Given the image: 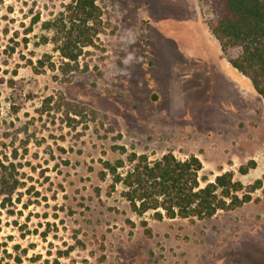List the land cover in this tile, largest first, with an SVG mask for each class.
Returning a JSON list of instances; mask_svg holds the SVG:
<instances>
[{
  "label": "rangeland",
  "instance_id": "1",
  "mask_svg": "<svg viewBox=\"0 0 264 264\" xmlns=\"http://www.w3.org/2000/svg\"><path fill=\"white\" fill-rule=\"evenodd\" d=\"M96 2L102 31L65 72L76 0H0V178L18 181L0 184V264H264V186L211 218L158 220L100 176L171 151L201 159V186L263 177L264 100L210 52L209 0Z\"/></svg>",
  "mask_w": 264,
  "mask_h": 264
},
{
  "label": "trees",
  "instance_id": "2",
  "mask_svg": "<svg viewBox=\"0 0 264 264\" xmlns=\"http://www.w3.org/2000/svg\"><path fill=\"white\" fill-rule=\"evenodd\" d=\"M209 3L212 17L207 23L224 55L251 80L264 99V0H209ZM45 26L49 27V24L45 23ZM101 31L102 11L96 0H76L71 24L58 47L67 60L63 67L65 72L77 68L84 48L94 45ZM120 148V153L127 152L126 147ZM126 159L132 163L126 171L120 170L125 166V159H118L114 164L106 161L105 169L100 171L102 179L108 175L112 178L108 194L121 185V195L133 211L144 214L152 210L158 220L164 217L211 218L218 210L235 209L249 202L251 193L264 186V174L245 185L234 179L232 171L219 174L215 181L201 186L199 174L203 164L195 154L181 159L169 151L150 159L146 153L133 151ZM250 164H242L240 171L247 173L256 162L252 160ZM10 166L15 167L14 163ZM9 175L13 177L11 171ZM17 182L13 184L3 173L0 178L2 192L11 194ZM240 191L244 192L242 197L238 194Z\"/></svg>",
  "mask_w": 264,
  "mask_h": 264
},
{
  "label": "crops",
  "instance_id": "3",
  "mask_svg": "<svg viewBox=\"0 0 264 264\" xmlns=\"http://www.w3.org/2000/svg\"><path fill=\"white\" fill-rule=\"evenodd\" d=\"M194 25V24H193ZM192 25V26H193ZM191 26V27H192ZM201 27V25H198L197 23L195 24V29H198V28H200ZM200 30L202 31L203 29H201L200 28ZM209 33L214 37V40H217L218 41V39L215 37V35L212 33V31L210 30V28H209ZM203 32H204V30H203ZM205 34H206V32H204ZM208 37H210V35H207ZM211 38V37H210ZM219 42V41H218ZM210 44H212V47H211V49L213 48V50H210V52H212L213 54H214V57L216 58V60L218 61V62H220L221 63V65H224V64H227V65H229L230 67H232V68H235L234 66H232V64L228 61L227 63H226V61L223 59V57H222V55H220V53H219V47H218V44H216V43H213V42H211ZM219 45H220V43H219ZM202 50H203V48H204V50H206L207 52H208V50H207V47L205 46V45H201V47H200ZM220 48H221V46H220ZM221 51H222V49H221ZM223 52V51H222ZM228 60V59H227ZM225 69V68H224ZM236 69V68H235ZM237 70V69H236ZM238 71V70H237ZM239 72V71H238ZM228 73V72H227ZM241 73V72H240ZM230 76V75H229ZM231 77V76H230ZM247 77V76H246ZM246 79H244V83H242V82H240V86H239V88L241 89V92H243V93H246V94H249V95H255V94H257V95H259V93L256 91V89L254 88V86H253V84H252V82H251V80L249 79V80H246ZM249 82H251V84L249 83ZM249 83V84H248ZM244 84V85H243ZM246 84V85H245ZM246 86V87H245ZM264 100V99H263Z\"/></svg>",
  "mask_w": 264,
  "mask_h": 264
},
{
  "label": "bare ground",
  "instance_id": "4",
  "mask_svg": "<svg viewBox=\"0 0 264 264\" xmlns=\"http://www.w3.org/2000/svg\"><path fill=\"white\" fill-rule=\"evenodd\" d=\"M202 32H203V30H202ZM205 32V31H204ZM210 47H211V44H210ZM220 47V46H219ZM211 50H213V48L211 49ZM221 50V49H220ZM214 51V50H213ZM221 53H222V51H221ZM224 58V57H223ZM226 58V57H225ZM216 59V58H215ZM226 60V59H225ZM215 61H217V60H215ZM219 63V62H218ZM223 66V68H225V70L228 72V74L233 78V79H235V80H237L239 83L240 82H242V83H244V79H243V77L241 76V74H240V72H238L235 68H232V67H230L229 65H227V64H224V65H222ZM220 67V66H219ZM222 70V69H221ZM220 70V71H221ZM223 72V71H222ZM224 74V73H223ZM247 78V77H246ZM228 80H229V78H228ZM246 81V80H245ZM233 82H235L234 80H233ZM238 83V84H239ZM250 84H251V82H249ZM248 83V84H249ZM236 84V83H235ZM244 85V84H243ZM246 85V84H245ZM239 86V85H238ZM246 87V86H245ZM235 88H237V87H235ZM241 90V89H240ZM238 91V90H237ZM244 92V91H243Z\"/></svg>",
  "mask_w": 264,
  "mask_h": 264
}]
</instances>
